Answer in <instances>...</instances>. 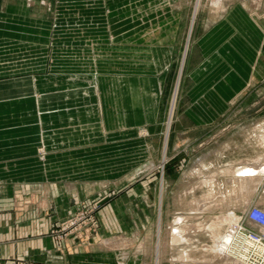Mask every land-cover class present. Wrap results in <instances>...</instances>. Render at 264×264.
Masks as SVG:
<instances>
[{
  "label": "crops",
  "instance_id": "1",
  "mask_svg": "<svg viewBox=\"0 0 264 264\" xmlns=\"http://www.w3.org/2000/svg\"><path fill=\"white\" fill-rule=\"evenodd\" d=\"M90 24L81 18L67 23L69 29L84 33L62 42L87 45ZM159 27L156 37L144 41L154 46L141 49L146 59L155 60L153 71L149 64L142 71L123 68L124 64L113 68L112 61L109 68H102L99 50L92 53L93 67L41 75L38 71L48 63L41 55L30 59L23 71L0 72L9 75L0 78V259L146 264L126 246L135 239L127 229L141 202L134 194L145 188L143 203L148 206L152 199L147 178L102 202L96 234L84 229L57 238L54 232L67 213L95 200L88 189L96 187V180L114 179L132 167L133 151L145 146V139L134 135L136 127H155L178 34L174 23L162 22ZM125 35V43L133 41ZM94 42L90 44L97 47ZM187 50L185 93L192 104L187 111L196 121L212 119L248 83L264 84V11L253 12L242 1L230 2L215 20L197 30L185 60ZM83 57L74 59L77 65L85 62ZM240 200L229 198L228 203L241 205ZM117 238H123L121 247L115 245ZM102 241L110 245L103 247Z\"/></svg>",
  "mask_w": 264,
  "mask_h": 264
},
{
  "label": "rangeland",
  "instance_id": "2",
  "mask_svg": "<svg viewBox=\"0 0 264 264\" xmlns=\"http://www.w3.org/2000/svg\"><path fill=\"white\" fill-rule=\"evenodd\" d=\"M233 1L237 0H223L224 8ZM238 1L245 2L248 6L250 3V0ZM257 1L264 6V0ZM212 2L213 0H0V72L7 71L6 73L27 69L32 63L30 59L34 60L41 55L48 59L46 69H40L37 73L41 75L51 74L49 72L55 74L58 69L69 67L75 70L86 65L93 67L92 53L99 50L102 53V68H109L112 61L113 68H121V64H124L126 66L123 68L142 71L148 69L146 65L149 64V69L153 71L156 68L153 66L156 64L155 60L151 57L150 60L146 59V56L141 55V49L142 45H154L144 41L157 36L162 22L174 23L178 29L175 51L167 66V76L160 93L157 123L155 127L146 124L136 127L134 131L135 137L145 139V146L135 148L132 167L122 174L105 182L96 180V187L88 189L90 194L96 196L95 200L90 205H81L67 213L56 231L53 230L57 238H66L72 233L57 236L61 232L62 221L88 209L93 210L92 215L98 221L99 208L106 198L117 195L126 185L146 178L149 180L147 186L150 185L152 199L148 206L143 203L142 190L145 188L140 190L141 195L134 194L133 198L140 199L141 202H134L138 207L135 206V218L127 232L129 235L134 234L135 239L126 246V250L129 248L139 256L138 260L141 259L146 264H156L157 255V264H184L185 261L192 263L197 259L213 258L217 243L223 241L222 232L226 224L236 221L251 204L264 208V172L258 183L253 181L247 184L253 190H241L250 196L247 205L219 202L229 200L230 196L226 193L240 191L241 175L236 174L238 170L254 162L264 161V84L248 83L243 91L225 101L226 108L215 112L212 119L199 118L196 121L187 111L192 104L185 93L188 79L186 64L182 68V62L188 47L187 60L197 30L203 24L215 20L222 12V8L211 9ZM263 11L264 8L261 7L253 12ZM79 18L91 23V30L87 32L91 33L87 37V45L63 43L66 39L82 37L84 32L81 29H69L67 26V23ZM126 25L127 30L124 29ZM127 33L128 37H132V42L125 43ZM91 39L97 40V47L90 44L94 42ZM81 57L85 62L77 65L74 59H82ZM52 61L55 62L54 68ZM8 76L0 75V78ZM222 195L227 199H223ZM205 200H213L215 203L205 204ZM214 219L221 223L217 228L209 225ZM195 221H200L203 225L198 230L185 231L181 239L172 240L171 228L174 225L186 226ZM97 228L94 231L88 227L80 230L85 229L94 235ZM100 244L106 248L110 245L103 241ZM183 254H186L185 260L181 258ZM220 262L233 264L230 261ZM220 262L210 261L204 264H221Z\"/></svg>",
  "mask_w": 264,
  "mask_h": 264
},
{
  "label": "built area",
  "instance_id": "3",
  "mask_svg": "<svg viewBox=\"0 0 264 264\" xmlns=\"http://www.w3.org/2000/svg\"><path fill=\"white\" fill-rule=\"evenodd\" d=\"M93 210H82L61 222L62 237L84 227L95 230L98 221L92 215ZM264 208L251 204L237 220L226 224L222 232L223 246L227 253L245 264H264ZM0 264H35L23 259H0ZM38 264V263H36Z\"/></svg>",
  "mask_w": 264,
  "mask_h": 264
},
{
  "label": "bare ground",
  "instance_id": "4",
  "mask_svg": "<svg viewBox=\"0 0 264 264\" xmlns=\"http://www.w3.org/2000/svg\"><path fill=\"white\" fill-rule=\"evenodd\" d=\"M212 6H211V9H219V8H222V9H224V3H223V0H213V2H212V4H211ZM248 6V5H247ZM262 8H264V6H263V3H259L257 0H250V3H249V6H248V8L251 10V11H255V10H260L261 9V7ZM210 7V6H209ZM252 8V9H251ZM197 10V9H196ZM221 10V9H220ZM197 12V11H196ZM195 12V13H196ZM195 13H194V16H192L193 18H192V23H191V26H190V29H189V36H190V32H191V30H192V25H193V21H194V18H195ZM189 41V40H188ZM187 46H188V44H187ZM187 49V48H186ZM183 54H184V52H183ZM182 65H183V62H182ZM179 78H180V75H179V77H178V80L176 81V83H175V88H174V93H173V97H172V102H171V111L169 112L170 114H171V112H172V109H173V106H174V99H175V95H176V89H177V87H178V83H179ZM171 117V116H170ZM167 125V124H166ZM166 138H167V132H166ZM165 154V153H164ZM197 168V166H195L194 167V169H196ZM264 172V163H261V164H259V165H247L246 167H244L243 169H241V170H238L237 172H236V174L237 175H241L239 178V181H240V185H239V192H233V193H231V194H228V193H226V195H229L228 197L229 198H240V199H242V200H240V204H242V205H247V203L249 202V196L248 195H246L247 193H243V191H241L242 189H244V190H247V191H250V190H253L252 188L250 189L249 187H250V185H247V184H250V183H253V181H255V182H259L260 181V179L262 178L261 177V174ZM245 174H247V175H245ZM254 174H257L258 176L257 177H255L256 175H254ZM247 186V187H246ZM246 188V189H245ZM209 193V192H208ZM211 193V192H210ZM212 195H214V194H212ZM225 195V194H224ZM224 195H222L221 197H223V199H227L226 197H224ZM215 196V195H214ZM208 196H206V198H207ZM228 198V199H229ZM208 199V198H207ZM218 202V201H217ZM216 202V203H217ZM219 202H221V203H225V202H229V200L228 201H219ZM203 203H205V204H213V203H215L213 200L212 201H203ZM199 204V203H198ZM204 204V205H205ZM210 206V205H209ZM199 207V206H198ZM207 207V206H206ZM205 207V208H206ZM198 209V208H197ZM200 210V209H199ZM196 211H198V210H196ZM199 212V211H198ZM200 212H202V210L200 211ZM204 214V213H203ZM199 215V214H198ZM201 216V215H200ZM204 216V215H203ZM196 217V216H195ZM209 218H210V216H209ZM205 219V218H204ZM207 219H208V216H207ZM210 221H212V220H210ZM203 223H204V221H202ZM201 224L202 223H200V221H195L194 223H192V224H189V225H186V226H184V225H182V226H180V227H176L175 225L171 228V236H172V240H177V239H181V238H183V236H184V233H185V231H187V230H198L200 227H201ZM203 225V224H202ZM210 225V227L211 228H217L218 226H220L221 225V223L219 222V221H217V219H214L213 221H212V223H210L209 224ZM223 227V226H222ZM264 229V228H263ZM216 230V229H215ZM159 231H160V226H158V233H159ZM213 232V231H212ZM217 233H220V232H217ZM117 240H118V238H117ZM123 241V238H121L120 240H118L117 242H116V246L117 247H121L122 246V242ZM125 241V240H124ZM157 246H159V242L157 243ZM159 249H157V251H158ZM122 251V250H121ZM120 251V254L122 255V257H128L127 256V253L126 252H121ZM159 254V253H158ZM186 254H183L182 256H181V258L183 259V260H185L187 257L185 256ZM133 257H136V255L134 254L133 255ZM210 261H218V262H220V261H222V262H231V263H233V264H245V263H242V261H240L239 259H237V258H235L234 256H232L231 254H229V253H227L226 251H225V249H224V246H223V241H221V242H219V243H217V245H216V247H215V249H214V251H213V258L211 257V258H204V259H197V260H193L192 261V263L191 262H186L185 261V263L184 264H204V263H207V262H210ZM155 263L157 264L158 263V255L156 256V261H155ZM221 263V262H220ZM222 264V263H221Z\"/></svg>",
  "mask_w": 264,
  "mask_h": 264
}]
</instances>
